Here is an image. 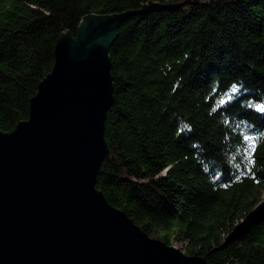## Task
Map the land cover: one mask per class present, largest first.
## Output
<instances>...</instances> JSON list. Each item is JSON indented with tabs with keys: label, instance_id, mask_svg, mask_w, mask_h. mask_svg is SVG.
Listing matches in <instances>:
<instances>
[{
	"label": "trees",
	"instance_id": "1",
	"mask_svg": "<svg viewBox=\"0 0 264 264\" xmlns=\"http://www.w3.org/2000/svg\"><path fill=\"white\" fill-rule=\"evenodd\" d=\"M149 1L179 0H0V131L28 117L62 32L75 35L88 13ZM109 56L113 103L96 187L186 254L264 264V0L128 16Z\"/></svg>",
	"mask_w": 264,
	"mask_h": 264
},
{
	"label": "water",
	"instance_id": "2",
	"mask_svg": "<svg viewBox=\"0 0 264 264\" xmlns=\"http://www.w3.org/2000/svg\"><path fill=\"white\" fill-rule=\"evenodd\" d=\"M196 2L88 13L75 35L58 36L28 117L0 131V264H213L149 236L96 187L113 103L109 48L121 22Z\"/></svg>",
	"mask_w": 264,
	"mask_h": 264
},
{
	"label": "snow or ice",
	"instance_id": "3",
	"mask_svg": "<svg viewBox=\"0 0 264 264\" xmlns=\"http://www.w3.org/2000/svg\"><path fill=\"white\" fill-rule=\"evenodd\" d=\"M237 91L236 87H232V92L235 93ZM221 103H224V101H221ZM257 109L261 112H264V105H257ZM244 139H249L248 137H245ZM248 151V163L249 164H254V160L252 159V153L255 152V141L253 140L250 145ZM249 172H251V168L248 169ZM226 186V185H225Z\"/></svg>",
	"mask_w": 264,
	"mask_h": 264
},
{
	"label": "rangeland",
	"instance_id": "4",
	"mask_svg": "<svg viewBox=\"0 0 264 264\" xmlns=\"http://www.w3.org/2000/svg\"><path fill=\"white\" fill-rule=\"evenodd\" d=\"M174 246H176V247H178L179 248V246H180V244L178 243V242H176L175 244H174ZM180 250H182L181 248H179ZM183 251V250H182ZM184 252V251H183Z\"/></svg>",
	"mask_w": 264,
	"mask_h": 264
}]
</instances>
